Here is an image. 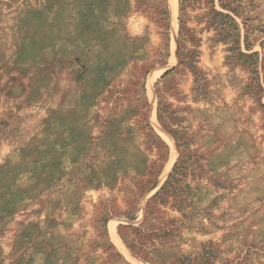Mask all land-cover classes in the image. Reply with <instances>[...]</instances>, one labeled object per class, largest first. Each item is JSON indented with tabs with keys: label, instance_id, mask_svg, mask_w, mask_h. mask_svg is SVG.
<instances>
[{
	"label": "rangeland",
	"instance_id": "1",
	"mask_svg": "<svg viewBox=\"0 0 264 264\" xmlns=\"http://www.w3.org/2000/svg\"><path fill=\"white\" fill-rule=\"evenodd\" d=\"M174 3L0 0V264H264V0Z\"/></svg>",
	"mask_w": 264,
	"mask_h": 264
},
{
	"label": "trees",
	"instance_id": "2",
	"mask_svg": "<svg viewBox=\"0 0 264 264\" xmlns=\"http://www.w3.org/2000/svg\"><path fill=\"white\" fill-rule=\"evenodd\" d=\"M173 70V69H172ZM172 70H168L164 75H163V77H165L166 75H168ZM171 177V176H170ZM168 184V182L165 184V186L162 188V190H161V192L166 188V185ZM161 192H159V193H157L155 196H154V198H157L159 195H160V193ZM149 214H150V205H149V207H148V209H147V215H146V220H148L149 219ZM121 227H126V226H121ZM136 242H134V241H132V248H134L135 246H136V244L138 243L139 244V242H137L136 244H135Z\"/></svg>",
	"mask_w": 264,
	"mask_h": 264
},
{
	"label": "bare ground",
	"instance_id": "3",
	"mask_svg": "<svg viewBox=\"0 0 264 264\" xmlns=\"http://www.w3.org/2000/svg\"><path fill=\"white\" fill-rule=\"evenodd\" d=\"M175 0H171V6H172V8H174V5H175Z\"/></svg>",
	"mask_w": 264,
	"mask_h": 264
}]
</instances>
